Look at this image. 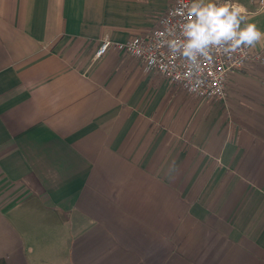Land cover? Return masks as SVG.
Masks as SVG:
<instances>
[{
  "label": "crops",
  "instance_id": "0c3cea01",
  "mask_svg": "<svg viewBox=\"0 0 264 264\" xmlns=\"http://www.w3.org/2000/svg\"><path fill=\"white\" fill-rule=\"evenodd\" d=\"M237 2L264 32V0ZM169 4L0 0L5 264H264V63L199 101L112 47L92 59Z\"/></svg>",
  "mask_w": 264,
  "mask_h": 264
},
{
  "label": "built area",
  "instance_id": "2783aa9c",
  "mask_svg": "<svg viewBox=\"0 0 264 264\" xmlns=\"http://www.w3.org/2000/svg\"><path fill=\"white\" fill-rule=\"evenodd\" d=\"M221 2V0H217ZM189 0H170L166 10L159 16L158 24L142 33L122 41L104 36L95 48L92 59L100 58L109 48L127 53L142 61L145 70L158 72L172 86H178L189 94L204 99L220 100L226 96L228 78L250 60L264 63V55L254 47H244L235 53L215 50L211 61L202 62L201 81L195 91L191 84L182 78L184 61L170 55L164 40L169 37L180 38L183 24L188 20Z\"/></svg>",
  "mask_w": 264,
  "mask_h": 264
},
{
  "label": "clouds",
  "instance_id": "9594fccd",
  "mask_svg": "<svg viewBox=\"0 0 264 264\" xmlns=\"http://www.w3.org/2000/svg\"><path fill=\"white\" fill-rule=\"evenodd\" d=\"M188 9L180 38H166L164 44L171 56L183 59L182 78L192 85L191 91L201 83L202 62L211 61L215 50L235 53L264 41V32L248 22L246 9L237 0H189Z\"/></svg>",
  "mask_w": 264,
  "mask_h": 264
},
{
  "label": "trees",
  "instance_id": "16d2710c",
  "mask_svg": "<svg viewBox=\"0 0 264 264\" xmlns=\"http://www.w3.org/2000/svg\"><path fill=\"white\" fill-rule=\"evenodd\" d=\"M0 264H5V259H4V257H0Z\"/></svg>",
  "mask_w": 264,
  "mask_h": 264
},
{
  "label": "rangeland",
  "instance_id": "374dc122",
  "mask_svg": "<svg viewBox=\"0 0 264 264\" xmlns=\"http://www.w3.org/2000/svg\"><path fill=\"white\" fill-rule=\"evenodd\" d=\"M201 99H203V98H200V99H198L199 101H202Z\"/></svg>",
  "mask_w": 264,
  "mask_h": 264
}]
</instances>
